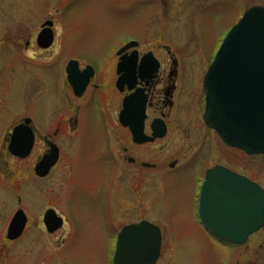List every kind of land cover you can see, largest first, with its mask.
Wrapping results in <instances>:
<instances>
[{"label": "rangeland", "instance_id": "obj_1", "mask_svg": "<svg viewBox=\"0 0 264 264\" xmlns=\"http://www.w3.org/2000/svg\"><path fill=\"white\" fill-rule=\"evenodd\" d=\"M203 2L169 0V15L164 17L153 0H0V264H112L119 231L141 221L161 230L157 264H264V230L244 246L234 247L217 241L203 227L193 210L198 186L193 187L194 171L146 181L138 198L116 177L100 176L103 172L95 163L107 161L104 145L93 148L89 139L81 144L72 139L60 144V161H80L87 168L84 178L78 172L81 179L73 180L61 198L67 181L63 172L58 170L47 182L46 191L31 190L26 162L12 161L3 149L4 136L23 117L41 128L49 126V131L55 128L64 113V62H105L129 39L149 46L148 39L157 35L178 60L210 62L246 9L264 6V0H217L196 13ZM59 5L64 11L60 18ZM155 13H159L157 22ZM48 15L59 19L62 32L49 52L40 53L31 41ZM161 55L165 59V53ZM186 148V143L177 141L174 151H162V159L177 152L187 160ZM221 151L222 161H231L238 174L264 189V157ZM53 206L63 213L67 226L64 232L48 236L42 217ZM18 209L29 224L18 240L9 242L6 231Z\"/></svg>", "mask_w": 264, "mask_h": 264}, {"label": "flooded vegetation", "instance_id": "obj_2", "mask_svg": "<svg viewBox=\"0 0 264 264\" xmlns=\"http://www.w3.org/2000/svg\"><path fill=\"white\" fill-rule=\"evenodd\" d=\"M153 2L158 3L162 7L164 17H168L169 0ZM216 2L217 0H204L195 12L198 13L210 3ZM59 6L60 18L64 11L61 5ZM157 17L159 13H155L153 17L155 22ZM59 23V19L55 20L49 15L39 23V29L31 44L40 53H47L53 48L52 46L42 49L37 45L43 25L50 24L55 43V38L62 32ZM160 39V35L148 39L152 44L157 43V46H145L144 41L141 43L134 40V44L129 45V41H126L117 47L105 62L89 64L70 59L63 63L64 113L56 119L55 128L49 131V126L41 128L31 118L23 117L4 136L3 149L6 156L12 161H25L27 164V171L31 175V190L44 187L46 191L47 182L54 179L60 170V174L63 172L62 176L67 180L61 188L60 196L63 198L64 194L68 193L72 181L79 179L78 172L81 178H84L86 165L82 166L80 161H60V144L64 141L68 143L72 139L79 144L89 139L88 142L93 148L104 145L107 161L95 163L98 170L103 172L100 176H109V179L116 177L118 181L131 187L138 198L143 196L146 181L188 175V172L194 171L196 175L193 176V187L195 184L198 186L193 197V210L197 215L199 192L206 173L217 167L237 173L230 166L231 161H222L224 153L221 148L237 151L227 149L203 122V80L211 62L180 61L168 46L161 45ZM25 48L30 49L29 42ZM162 52L165 53V59L162 58ZM70 64L73 68L68 72ZM69 74L77 85L86 82V87L79 96L67 82ZM24 119L31 120L28 128L33 138L28 157L20 159L9 154L8 145L12 130L22 124ZM95 135H100L101 138H94ZM177 141L186 143L185 154L189 155L188 159H184L187 158L186 155L177 152L172 157L162 159V151H174ZM55 147L58 149L57 161H53L54 164L47 169L43 160L51 156ZM204 149L206 151L202 154ZM5 165L7 167V163ZM199 175L201 177L197 179ZM15 191L19 190L15 188ZM48 210L55 211L63 220V224L60 230L49 234L43 225L42 217L46 235L64 232L67 221L63 213L53 206L47 207L44 214Z\"/></svg>", "mask_w": 264, "mask_h": 264}, {"label": "water", "instance_id": "obj_3", "mask_svg": "<svg viewBox=\"0 0 264 264\" xmlns=\"http://www.w3.org/2000/svg\"><path fill=\"white\" fill-rule=\"evenodd\" d=\"M39 42L41 47L48 48L52 37L42 32ZM203 86L205 124L227 147L247 156L264 155V8L248 10L231 29ZM29 122L25 120L26 124ZM30 148L31 139L27 138L25 126L16 127L9 151L26 158ZM52 154L55 157L49 161H56L57 150H52ZM199 216L212 236L242 245L264 228V190L242 176L216 168L207 173L202 185ZM26 222L23 212L18 211L8 227L7 239L20 238ZM44 223L48 232L53 233L62 221L48 211ZM160 250L161 232L156 226L147 222L130 225L118 236L113 264H156Z\"/></svg>", "mask_w": 264, "mask_h": 264}]
</instances>
